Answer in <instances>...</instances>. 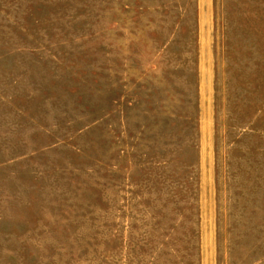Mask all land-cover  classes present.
<instances>
[{"label":"rangeland","instance_id":"1","mask_svg":"<svg viewBox=\"0 0 264 264\" xmlns=\"http://www.w3.org/2000/svg\"><path fill=\"white\" fill-rule=\"evenodd\" d=\"M0 264H264V0H0Z\"/></svg>","mask_w":264,"mask_h":264}]
</instances>
